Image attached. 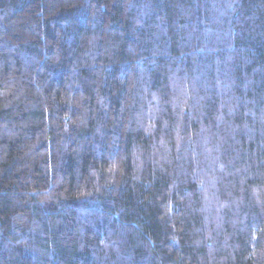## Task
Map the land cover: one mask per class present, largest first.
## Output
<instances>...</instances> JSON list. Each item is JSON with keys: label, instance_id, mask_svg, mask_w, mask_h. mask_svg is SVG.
Masks as SVG:
<instances>
[{"label": "trees", "instance_id": "trees-1", "mask_svg": "<svg viewBox=\"0 0 264 264\" xmlns=\"http://www.w3.org/2000/svg\"><path fill=\"white\" fill-rule=\"evenodd\" d=\"M0 264H264V0H0Z\"/></svg>", "mask_w": 264, "mask_h": 264}]
</instances>
